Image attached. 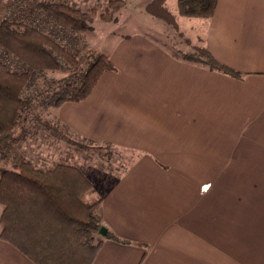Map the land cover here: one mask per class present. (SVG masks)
I'll return each mask as SVG.
<instances>
[{"label":"crops","instance_id":"obj_1","mask_svg":"<svg viewBox=\"0 0 264 264\" xmlns=\"http://www.w3.org/2000/svg\"><path fill=\"white\" fill-rule=\"evenodd\" d=\"M190 23L242 77L138 35L107 53L114 69L86 100L53 110L85 140L136 155L100 207L121 240L101 236L93 264H264V0H218ZM0 264L35 263L0 238Z\"/></svg>","mask_w":264,"mask_h":264},{"label":"trees","instance_id":"obj_2","mask_svg":"<svg viewBox=\"0 0 264 264\" xmlns=\"http://www.w3.org/2000/svg\"><path fill=\"white\" fill-rule=\"evenodd\" d=\"M116 2L110 4L116 5ZM217 2L177 0V10L173 11L167 5L168 0H154L147 10L178 26L180 16L211 18ZM34 8L38 15L46 9L44 28L51 30L44 31L20 19L0 23V46L22 63L19 73L0 63V136L3 141L10 138L14 129L22 127L24 121L38 120L39 114L32 107L35 99L25 95L36 74L61 71L69 64V69L78 75L59 90L37 95L40 107H59L65 102L86 100L102 74L114 69L108 55L92 54L94 60L91 56L89 60L93 62L81 75L82 60L77 44L64 48L56 39L60 32L55 31L53 23L64 28V36H70L69 42H72L73 30L91 29L89 21L96 17L95 9L88 14L61 0L39 2ZM196 50L198 56L184 59L233 77L243 76L215 59L206 48ZM91 188L87 173L78 166L58 163L43 170L24 156L15 157L13 169H4L0 178V205L3 206L0 238L35 264H93L103 243L100 231L104 224L100 209L102 199L90 203L85 198ZM105 238L121 240L109 231Z\"/></svg>","mask_w":264,"mask_h":264},{"label":"rangeland","instance_id":"obj_3","mask_svg":"<svg viewBox=\"0 0 264 264\" xmlns=\"http://www.w3.org/2000/svg\"><path fill=\"white\" fill-rule=\"evenodd\" d=\"M12 1L0 0V23L13 19L11 18V14L14 13L11 12ZM43 1L52 2L53 0H29L35 6ZM61 1H65L68 6L88 14L93 9L96 11V17L89 21L91 29L79 32L71 30L72 45L77 44L78 50H80L79 57L82 60V65L79 73L81 75L93 62L95 55L92 56V54L108 55L107 53L114 50L123 39L134 44L138 35L144 36L148 41L149 39L158 41L178 58L196 57L198 56L197 47L205 49L203 36L200 35L195 41L193 38L196 37V33L194 32L193 36V32L188 29L191 24L190 21L199 18L180 16L177 21L178 26L172 25L148 12L147 6L154 0ZM112 1L122 3L116 2V5H111L110 2ZM167 5L173 11L177 10V0H168ZM43 12L47 15L46 9ZM106 16L110 18L105 20ZM72 45L61 44L64 48L72 47ZM90 56L93 58L92 61L89 60ZM64 66L65 68L61 71L45 72L33 76L32 83L25 91V95H30L35 99L32 107L33 111L37 112L41 118L40 126L37 127L39 130L37 131L32 127L28 129L30 123L24 121L22 124L25 128L14 129L10 133L8 141H3L0 136V178L4 169H13L15 157L19 155L31 160L43 170L50 169L58 163H65L64 158H71L68 164L84 169L92 182V188L85 197L91 203L102 199L105 195L104 192L109 190L133 165L136 155L128 149L85 140L57 121L53 110L58 106L40 107L41 101L37 98L39 93H51L54 90H59L66 82H70L78 76L69 69V64ZM10 71L19 73L17 70ZM51 86H53L52 90ZM26 128L29 134L38 133L35 137L30 138L31 136H29V139L24 141L22 136H24ZM51 132L54 133L51 135ZM11 140H14L12 141L13 144H9Z\"/></svg>","mask_w":264,"mask_h":264},{"label":"built area","instance_id":"obj_4","mask_svg":"<svg viewBox=\"0 0 264 264\" xmlns=\"http://www.w3.org/2000/svg\"><path fill=\"white\" fill-rule=\"evenodd\" d=\"M35 11L36 9L34 8V5L29 2V0H13L11 2V12H14L13 14H11V18L26 20L27 22L32 23V26L44 31L51 30L50 28H44L46 14L38 15L35 13ZM53 24L56 27L55 31L57 33L60 32V35L56 36L57 41L61 44L71 46L72 42H69V39H71V37L64 36V28H62L59 24ZM90 60L92 61V59ZM0 63L7 66L11 70L21 71L22 68V63H20L13 54L7 52V50L2 46H0Z\"/></svg>","mask_w":264,"mask_h":264},{"label":"water","instance_id":"obj_5","mask_svg":"<svg viewBox=\"0 0 264 264\" xmlns=\"http://www.w3.org/2000/svg\"><path fill=\"white\" fill-rule=\"evenodd\" d=\"M107 232H108V230L105 227H103L101 229V231H100V235L103 236V237H105L107 235Z\"/></svg>","mask_w":264,"mask_h":264}]
</instances>
